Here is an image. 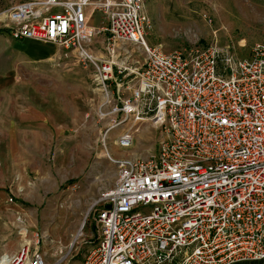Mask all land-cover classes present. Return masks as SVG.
I'll return each instance as SVG.
<instances>
[{
  "label": "built area",
  "instance_id": "2783aa9c",
  "mask_svg": "<svg viewBox=\"0 0 264 264\" xmlns=\"http://www.w3.org/2000/svg\"><path fill=\"white\" fill-rule=\"evenodd\" d=\"M96 15L103 18L98 25ZM0 24L13 40L74 50L92 67L103 103H110L111 124L100 136L105 151L119 124L147 122L159 134L151 156L106 152L112 185L82 221L91 229L80 233L81 264L264 259V45L245 58L215 46L164 53L145 41L143 0H21ZM99 32L102 53L92 56L88 47ZM128 127L115 147L129 146ZM0 264L44 261L38 247L23 244L0 255Z\"/></svg>",
  "mask_w": 264,
  "mask_h": 264
},
{
  "label": "rangeland",
  "instance_id": "374dc122",
  "mask_svg": "<svg viewBox=\"0 0 264 264\" xmlns=\"http://www.w3.org/2000/svg\"><path fill=\"white\" fill-rule=\"evenodd\" d=\"M18 1L0 0V19ZM143 10L150 22L145 41L164 53L215 46L245 58L252 47L264 45V0H143ZM102 20L96 15L94 25ZM104 39L105 33L96 34L88 53H102ZM135 61L139 67L142 55ZM0 78V255L29 244L38 247L44 264H81L86 247L80 233L91 229L87 222L80 226L84 213L112 185L114 168L100 145L101 129L111 124L110 103H103L92 67L83 66L74 50L13 40L3 30ZM128 126L129 146L115 147ZM6 130L14 131L21 148L10 151ZM158 136L147 122L119 124L108 135L106 151L113 158L148 157ZM57 198L58 205L66 203L61 213L75 220L65 243L50 233Z\"/></svg>",
  "mask_w": 264,
  "mask_h": 264
},
{
  "label": "crops",
  "instance_id": "0c3cea01",
  "mask_svg": "<svg viewBox=\"0 0 264 264\" xmlns=\"http://www.w3.org/2000/svg\"><path fill=\"white\" fill-rule=\"evenodd\" d=\"M4 80H2L0 78V84L3 82ZM7 136V138L9 139V149L10 151H15L17 148H21L20 144L18 145L15 139V134L13 130H9L7 132V130L4 132ZM5 149V142H3V146ZM6 157V154L5 156ZM3 180L1 179L0 182V186L2 185ZM60 198H57V201H55V205L52 209V213L49 216V220L51 222V227H50V233H52V237L57 240L59 243H65L67 240H69L72 237V232L75 228V220H73L72 215L70 217H68L67 215H63L61 213V210L66 207L65 206V202L64 203H60L58 205V201ZM64 205V206H63ZM68 207V206H67ZM46 217H48L45 213L42 214V216H40L39 220L44 222L46 221ZM47 219V220H48ZM37 222L34 221V223H32V226L36 227ZM3 254H8L11 255L13 254V252L10 253H3Z\"/></svg>",
  "mask_w": 264,
  "mask_h": 264
},
{
  "label": "trees",
  "instance_id": "16d2710c",
  "mask_svg": "<svg viewBox=\"0 0 264 264\" xmlns=\"http://www.w3.org/2000/svg\"><path fill=\"white\" fill-rule=\"evenodd\" d=\"M233 264H264V259L257 260V261H243V262H238V263H233Z\"/></svg>",
  "mask_w": 264,
  "mask_h": 264
},
{
  "label": "bare ground",
  "instance_id": "6f19581e",
  "mask_svg": "<svg viewBox=\"0 0 264 264\" xmlns=\"http://www.w3.org/2000/svg\"><path fill=\"white\" fill-rule=\"evenodd\" d=\"M106 152H107V151H105V153H106ZM106 154H107V153H106ZM86 212H87V210L85 211L84 214H86ZM80 226H81V224H80ZM80 226H79V228H78V232L80 231V228H81Z\"/></svg>",
  "mask_w": 264,
  "mask_h": 264
}]
</instances>
